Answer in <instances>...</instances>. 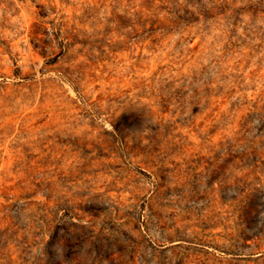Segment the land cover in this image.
I'll return each instance as SVG.
<instances>
[{
	"label": "rangeland",
	"instance_id": "374dc122",
	"mask_svg": "<svg viewBox=\"0 0 264 264\" xmlns=\"http://www.w3.org/2000/svg\"><path fill=\"white\" fill-rule=\"evenodd\" d=\"M0 264H264V0H0Z\"/></svg>",
	"mask_w": 264,
	"mask_h": 264
}]
</instances>
